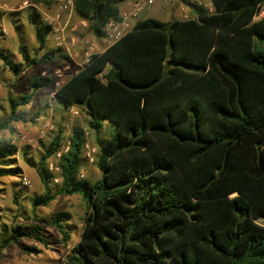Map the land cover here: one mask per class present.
Masks as SVG:
<instances>
[{"label": "trees", "instance_id": "1", "mask_svg": "<svg viewBox=\"0 0 264 264\" xmlns=\"http://www.w3.org/2000/svg\"><path fill=\"white\" fill-rule=\"evenodd\" d=\"M73 1L91 34L105 39L111 23H123L120 8L129 0ZM210 1L212 12L198 8L190 19L137 22L56 90L60 109L85 114L102 177L92 183L80 176L81 129L60 172H50L60 132L36 167L45 191L30 199V221L0 228V259L13 246L40 255L23 241L47 247V224L67 242L71 216L47 221L38 211L58 196L78 195L86 209L82 232L65 264H264V52L256 49L264 44V0ZM29 20L42 52L51 26ZM0 60L18 77L54 58L16 62L0 51ZM51 84L38 77L30 94L9 97L0 134L27 122L19 109ZM106 123L112 130L103 141ZM21 174L16 148L0 138V178Z\"/></svg>", "mask_w": 264, "mask_h": 264}, {"label": "rangeland", "instance_id": "2", "mask_svg": "<svg viewBox=\"0 0 264 264\" xmlns=\"http://www.w3.org/2000/svg\"><path fill=\"white\" fill-rule=\"evenodd\" d=\"M143 1L145 0H129L125 7L128 9L123 8L124 23L129 25L130 30L137 22L148 18L162 22L190 19L195 16L198 8H203L192 0H154L153 5L136 11V3ZM25 2L26 0H0V51L16 62H24L25 57L39 59L46 54L52 55L54 61L24 68L22 74L16 77L4 68L0 60V119L7 118L10 114L9 97L18 99L31 93L30 83L33 79L50 78L52 84L41 89L30 105L19 109L18 113L23 115L27 122L13 124L10 131L0 134L2 140L16 148L22 173V178H0V228L4 223L25 224L30 221V199L45 191L36 167L40 158L45 156L46 148L60 132L63 137L60 149L62 151L70 147L74 129L84 131L86 144L80 176L92 183L102 177L97 167L99 149L96 136L88 131L85 114L78 108H75L78 116H74L71 109L63 111L55 103L54 95L56 90L82 69L84 56L89 48H93L95 54H101L109 47V43L106 38L98 39L91 34L89 24L76 15L74 6L72 8L68 0H28L27 5ZM204 4L208 7L203 9L213 11L210 0H205ZM29 15L49 26L52 22V31L42 52H37L39 45L36 40V24H31ZM256 49L264 52V44L258 43ZM60 56L68 57L69 61ZM111 130L110 124L106 123L100 135L103 141L110 139ZM26 153L29 154L27 157L24 156ZM60 160L57 155L48 159L47 165L51 173L57 175L60 172L55 168L51 169V166L59 168ZM57 180L58 183L53 181L51 185L53 191L59 189L61 181L59 178ZM15 197H19V204L15 202ZM85 210L80 196H58L49 207L40 208L38 214L51 221L61 212L68 213L71 216L67 227L71 234L70 239L64 242L62 235L54 227L44 225L47 247L29 240L23 241L27 247L39 248L40 255L28 256L19 247L13 246L4 253L0 264H65L67 256L79 242ZM262 224L264 225V222Z\"/></svg>", "mask_w": 264, "mask_h": 264}, {"label": "built area", "instance_id": "3", "mask_svg": "<svg viewBox=\"0 0 264 264\" xmlns=\"http://www.w3.org/2000/svg\"><path fill=\"white\" fill-rule=\"evenodd\" d=\"M195 4H197L199 7H203V8H207L208 5L204 4L205 0H192ZM25 4H28V0H26ZM68 4L73 8L74 6V1L73 0H68ZM154 4V0H145L143 2H139L136 3V11H142L144 10V8L148 5H153ZM211 11V10H210ZM52 25V22L50 24V26ZM53 26V25H52ZM54 30H56V28H53ZM128 31H130V27L128 24L121 23V24H116V23H111L108 26V30H107V37H106V41L109 43V46L118 42ZM59 46H61V44H59ZM94 50L93 48H89L88 51L85 53L84 56V62L82 64V68L90 63V60L92 58V56L94 55ZM55 97V96H54ZM71 112L74 116H78V111L75 110V108L71 109ZM70 151V147L68 146L67 148H65L62 151H59L58 153H56L55 155H57V157H59L60 159L62 158L63 155L69 153ZM89 158L91 157V155L88 153ZM55 168L56 171L60 170L58 167H54L51 166V169L53 170ZM83 176H81L82 178ZM55 182H59L57 179L55 180ZM27 183V182H26Z\"/></svg>", "mask_w": 264, "mask_h": 264}, {"label": "crops", "instance_id": "4", "mask_svg": "<svg viewBox=\"0 0 264 264\" xmlns=\"http://www.w3.org/2000/svg\"><path fill=\"white\" fill-rule=\"evenodd\" d=\"M127 5H128V3L124 4V7H121V8H120L121 13H123V10H124V9H125V10L128 9V8H125V7H127ZM123 8H124V9H123Z\"/></svg>", "mask_w": 264, "mask_h": 264}]
</instances>
